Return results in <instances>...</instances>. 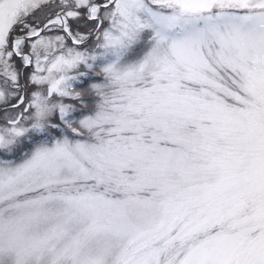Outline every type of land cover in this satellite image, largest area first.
<instances>
[{"label": "snow or ice", "instance_id": "obj_1", "mask_svg": "<svg viewBox=\"0 0 264 264\" xmlns=\"http://www.w3.org/2000/svg\"><path fill=\"white\" fill-rule=\"evenodd\" d=\"M0 264H264V0H0Z\"/></svg>", "mask_w": 264, "mask_h": 264}, {"label": "rangeland", "instance_id": "obj_2", "mask_svg": "<svg viewBox=\"0 0 264 264\" xmlns=\"http://www.w3.org/2000/svg\"><path fill=\"white\" fill-rule=\"evenodd\" d=\"M136 59H138V57L137 58H129L125 61V63H134Z\"/></svg>", "mask_w": 264, "mask_h": 264}]
</instances>
